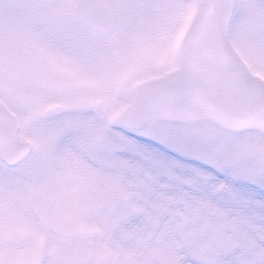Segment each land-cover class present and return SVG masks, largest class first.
Wrapping results in <instances>:
<instances>
[{
    "label": "snow or ice",
    "instance_id": "obj_1",
    "mask_svg": "<svg viewBox=\"0 0 264 264\" xmlns=\"http://www.w3.org/2000/svg\"><path fill=\"white\" fill-rule=\"evenodd\" d=\"M0 264H264V0H0Z\"/></svg>",
    "mask_w": 264,
    "mask_h": 264
}]
</instances>
